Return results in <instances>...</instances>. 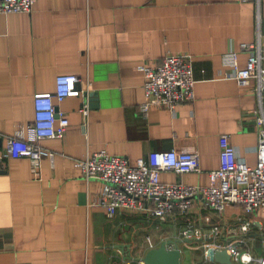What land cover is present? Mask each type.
Instances as JSON below:
<instances>
[{"label": "crops", "instance_id": "0c3cea01", "mask_svg": "<svg viewBox=\"0 0 264 264\" xmlns=\"http://www.w3.org/2000/svg\"><path fill=\"white\" fill-rule=\"evenodd\" d=\"M258 22L264 46V0H36L30 13H0V149L33 121L34 94L53 91L57 75L76 74L94 93L86 120L80 98L55 102L69 126L62 137L39 141L54 156L43 158L38 172L27 157L0 161V264H142L146 229L154 247L177 238L182 264H220L216 246H230L218 243L242 236L251 237L245 250L263 255L264 208L248 215L231 204L219 213L196 198L164 220L127 209L109 218L90 205L98 181L87 184L75 162L104 148L132 165L153 151L195 152L199 171L159 177L206 186L207 173L220 165L219 137L227 134L237 157L255 166V81L240 86L222 55L229 43L237 49L255 41ZM167 53L192 55L194 98L174 112L151 106L144 116L137 67L154 66ZM246 61L240 51L238 66ZM245 220L251 229L244 232ZM186 227L200 237H183ZM183 246L195 250L188 263Z\"/></svg>", "mask_w": 264, "mask_h": 264}, {"label": "built area", "instance_id": "2783aa9c", "mask_svg": "<svg viewBox=\"0 0 264 264\" xmlns=\"http://www.w3.org/2000/svg\"><path fill=\"white\" fill-rule=\"evenodd\" d=\"M36 0H0V13H30ZM256 40L240 42L238 48L229 43L223 52L222 64L230 67L232 77L241 85L248 86L251 80L257 98L258 109L255 122L258 125L257 162L250 166L244 159L237 157L235 148L227 134L219 137L220 165L209 170L208 185H187L176 182L164 183L160 180L162 171L189 173L199 171V159L195 152L168 151L149 152L146 158L139 157L132 165L127 157L110 154L105 148L87 152L83 159L76 160L83 179L99 183L95 198L90 205L99 208L109 218L119 210L145 212L153 219L164 220L175 208L186 211L196 198H200L207 207L224 212L228 205H241L246 210L257 211L264 208V46L258 29ZM240 51L247 54L244 67L238 66ZM160 63L154 66L139 65L144 74V100L139 105L145 116L151 106L166 108L174 112L177 106L194 98V72L192 55L189 53L165 54ZM90 89L82 86L81 78L72 73L57 75L55 88L50 92L34 94V119L26 126L18 127L12 136H8L0 149V161L8 158L27 157L33 166L39 169L40 161L48 158L52 161L54 152L39 144L40 140L60 138L67 131L69 119L64 112L56 109L55 102L68 97H78L81 101L80 112L87 118L90 112ZM84 127V126H83ZM85 128V127H84ZM241 231H249L251 222L240 223ZM215 233L219 228L213 227ZM181 235L187 239L200 237L199 231L186 227ZM254 239V238H253ZM149 248L154 245L147 236ZM264 246V238L261 240ZM229 246V245H228ZM226 250L230 259L239 264H264L263 255H253L247 249ZM143 264V263H142Z\"/></svg>", "mask_w": 264, "mask_h": 264}, {"label": "water", "instance_id": "95a60500", "mask_svg": "<svg viewBox=\"0 0 264 264\" xmlns=\"http://www.w3.org/2000/svg\"><path fill=\"white\" fill-rule=\"evenodd\" d=\"M93 97L94 93H90ZM93 98H91V101ZM179 240L170 239L163 240L159 246L150 248L141 258L144 264H182L181 263V249L178 246ZM213 258L220 264H233L229 253L226 250L216 249Z\"/></svg>", "mask_w": 264, "mask_h": 264}, {"label": "rangeland", "instance_id": "374dc122", "mask_svg": "<svg viewBox=\"0 0 264 264\" xmlns=\"http://www.w3.org/2000/svg\"><path fill=\"white\" fill-rule=\"evenodd\" d=\"M248 215H253L252 211H247ZM157 220V219H155ZM142 230V228H141ZM148 232V230L146 229V231H141L140 232V238H144L145 237V243H147V235H145ZM162 231H160L161 234ZM149 233V232H148ZM159 234V233H158ZM158 234H156L158 236ZM155 235V234H154ZM156 236V238H157ZM250 236V235H249ZM251 237H247V236H242L241 240H228V241H223V242H219L218 244H223V245H229L231 247L232 250H238V249H244L243 247H245L244 241L246 240H250ZM163 241V239H161ZM253 240L255 244H258L257 247L258 249L261 247L260 242L258 241V238H254ZM160 244V242H159ZM159 244H157L159 246ZM157 247V246H156ZM261 250V248H260ZM198 252H200L199 250H197ZM195 250H193L191 247L189 246H183V262L188 263V261H190L194 256H195Z\"/></svg>", "mask_w": 264, "mask_h": 264}]
</instances>
